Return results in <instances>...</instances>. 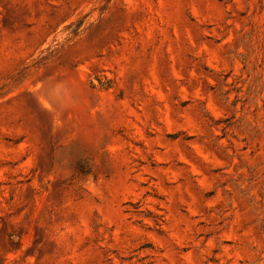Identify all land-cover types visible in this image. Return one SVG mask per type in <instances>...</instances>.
Returning a JSON list of instances; mask_svg holds the SVG:
<instances>
[{
  "label": "rangeland",
  "instance_id": "374dc122",
  "mask_svg": "<svg viewBox=\"0 0 264 264\" xmlns=\"http://www.w3.org/2000/svg\"><path fill=\"white\" fill-rule=\"evenodd\" d=\"M0 264H264V0H0Z\"/></svg>",
  "mask_w": 264,
  "mask_h": 264
}]
</instances>
